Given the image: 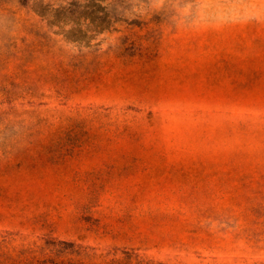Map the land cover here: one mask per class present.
<instances>
[{"label":"rangeland","instance_id":"1","mask_svg":"<svg viewBox=\"0 0 264 264\" xmlns=\"http://www.w3.org/2000/svg\"><path fill=\"white\" fill-rule=\"evenodd\" d=\"M21 2L0 0V264H264V0Z\"/></svg>","mask_w":264,"mask_h":264},{"label":"trees","instance_id":"2","mask_svg":"<svg viewBox=\"0 0 264 264\" xmlns=\"http://www.w3.org/2000/svg\"><path fill=\"white\" fill-rule=\"evenodd\" d=\"M82 7L84 10L82 9ZM19 8L27 9L29 11L31 10L40 17H49L55 21L70 19L77 14L80 16L83 15L90 19L98 20L100 22H102L103 19L106 18L105 14V16L99 17V12L96 10H91V7L89 6L70 5L54 8L51 5L43 4L42 2L29 4L27 3V0H23V2L19 4ZM79 8H81L82 10L78 11Z\"/></svg>","mask_w":264,"mask_h":264}]
</instances>
